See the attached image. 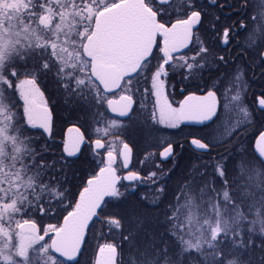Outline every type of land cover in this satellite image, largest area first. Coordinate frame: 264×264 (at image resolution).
<instances>
[{
    "label": "snow or ice",
    "instance_id": "1",
    "mask_svg": "<svg viewBox=\"0 0 264 264\" xmlns=\"http://www.w3.org/2000/svg\"><path fill=\"white\" fill-rule=\"evenodd\" d=\"M11 3L0 264H264V0Z\"/></svg>",
    "mask_w": 264,
    "mask_h": 264
},
{
    "label": "trees",
    "instance_id": "2",
    "mask_svg": "<svg viewBox=\"0 0 264 264\" xmlns=\"http://www.w3.org/2000/svg\"><path fill=\"white\" fill-rule=\"evenodd\" d=\"M0 10L4 12V15L0 17V19H2L5 24L11 23L12 25H19L20 23V21L18 20L19 13L16 10L15 5L11 3V0H9L8 3L0 4ZM3 31H4V28L0 27V32H3ZM4 39L5 40L8 39L7 33H5ZM0 43H2V41H0ZM10 50H11V45H9V51ZM0 173H2L4 176L9 175V173L4 171L3 166H0ZM147 191L148 189L146 188L137 189L138 194H143Z\"/></svg>",
    "mask_w": 264,
    "mask_h": 264
},
{
    "label": "flooded vegetation",
    "instance_id": "3",
    "mask_svg": "<svg viewBox=\"0 0 264 264\" xmlns=\"http://www.w3.org/2000/svg\"><path fill=\"white\" fill-rule=\"evenodd\" d=\"M132 166L139 167V165H137V162H136L135 158H133V160H132Z\"/></svg>",
    "mask_w": 264,
    "mask_h": 264
},
{
    "label": "rangeland",
    "instance_id": "4",
    "mask_svg": "<svg viewBox=\"0 0 264 264\" xmlns=\"http://www.w3.org/2000/svg\"><path fill=\"white\" fill-rule=\"evenodd\" d=\"M15 37L13 36L12 39H14Z\"/></svg>",
    "mask_w": 264,
    "mask_h": 264
}]
</instances>
